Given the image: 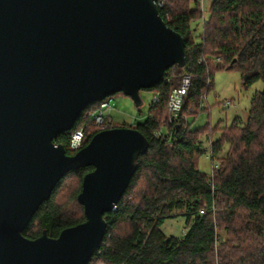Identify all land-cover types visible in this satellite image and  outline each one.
<instances>
[{
  "label": "water",
  "instance_id": "95a60500",
  "mask_svg": "<svg viewBox=\"0 0 264 264\" xmlns=\"http://www.w3.org/2000/svg\"><path fill=\"white\" fill-rule=\"evenodd\" d=\"M185 61L157 0H0V264L89 262L148 140L112 127L68 155L53 139L111 94L140 106V89ZM88 166L77 195L84 221L57 237L24 236L57 182Z\"/></svg>",
  "mask_w": 264,
  "mask_h": 264
},
{
  "label": "trees",
  "instance_id": "16d2710c",
  "mask_svg": "<svg viewBox=\"0 0 264 264\" xmlns=\"http://www.w3.org/2000/svg\"><path fill=\"white\" fill-rule=\"evenodd\" d=\"M157 8L184 40L185 65L167 68L147 89L152 97L146 119L134 126L110 124L136 128L148 148L138 156L116 206L104 214L102 241L87 264H264V0H212L206 15L199 0H157ZM231 69L247 75L244 86L263 82L250 99L245 120L235 117L229 125L192 128L207 110L204 99L215 72ZM185 75L189 86L180 111L173 114L169 95ZM107 98L87 105L54 143H61L68 155L86 145L100 131L92 115L104 110L100 104ZM77 130L84 137L72 149L70 138ZM203 153L211 160L209 174L198 168ZM91 169L67 172L22 234L33 239L45 230L57 237L63 228L84 221L77 195ZM70 177L76 179L61 202L58 193ZM176 215L184 218L181 234H165L161 225Z\"/></svg>",
  "mask_w": 264,
  "mask_h": 264
},
{
  "label": "rangeland",
  "instance_id": "374dc122",
  "mask_svg": "<svg viewBox=\"0 0 264 264\" xmlns=\"http://www.w3.org/2000/svg\"><path fill=\"white\" fill-rule=\"evenodd\" d=\"M211 1L199 0L203 15L207 14ZM243 78L244 75L236 69L216 71L213 76V87L204 99L207 110L199 113L192 123V128L205 125L213 127L217 124L220 126L229 125L235 117L245 120L250 99L256 91L262 89L263 82L259 79L248 86H244L242 84ZM139 94L142 99L140 106H136L130 97L121 94V92L107 96L109 105L104 108V115L112 119L113 122H123L132 126L142 122L146 119L152 92L147 89H140ZM216 136L214 134L213 139ZM205 143L206 140L204 139ZM198 168L207 174L211 172V160L208 154L203 153L199 156ZM75 179V177H70L65 181L64 187H66L58 193V200L63 202L66 199V188ZM160 228L167 235L179 236L184 228V218L178 215L166 218Z\"/></svg>",
  "mask_w": 264,
  "mask_h": 264
},
{
  "label": "built area",
  "instance_id": "2783aa9c",
  "mask_svg": "<svg viewBox=\"0 0 264 264\" xmlns=\"http://www.w3.org/2000/svg\"><path fill=\"white\" fill-rule=\"evenodd\" d=\"M189 82H190L189 76L185 75L182 78L181 85L178 88L173 89L171 91L168 99V107L173 114H177L180 111L182 95L184 91L188 88ZM108 105H109L108 102H102L100 104V107L106 108L108 107ZM92 119L95 122L96 126L100 128V130L109 128L110 123L112 122V119L105 116L103 111L93 113ZM83 137H84L83 131L77 130L73 132L70 138V147L72 149H78L81 146Z\"/></svg>",
  "mask_w": 264,
  "mask_h": 264
},
{
  "label": "bare ground",
  "instance_id": "6f19581e",
  "mask_svg": "<svg viewBox=\"0 0 264 264\" xmlns=\"http://www.w3.org/2000/svg\"><path fill=\"white\" fill-rule=\"evenodd\" d=\"M99 102V101H98Z\"/></svg>",
  "mask_w": 264,
  "mask_h": 264
},
{
  "label": "flooded vegetation",
  "instance_id": "af4514ba",
  "mask_svg": "<svg viewBox=\"0 0 264 264\" xmlns=\"http://www.w3.org/2000/svg\"><path fill=\"white\" fill-rule=\"evenodd\" d=\"M92 170V169H91Z\"/></svg>",
  "mask_w": 264,
  "mask_h": 264
}]
</instances>
